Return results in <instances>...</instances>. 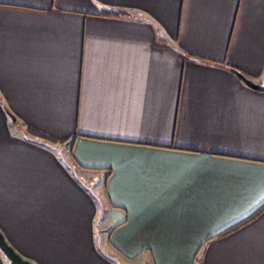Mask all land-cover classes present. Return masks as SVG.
Instances as JSON below:
<instances>
[{"label":"crops","instance_id":"crops-1","mask_svg":"<svg viewBox=\"0 0 264 264\" xmlns=\"http://www.w3.org/2000/svg\"><path fill=\"white\" fill-rule=\"evenodd\" d=\"M0 232L30 264H264V0H0Z\"/></svg>","mask_w":264,"mask_h":264},{"label":"water","instance_id":"water-1","mask_svg":"<svg viewBox=\"0 0 264 264\" xmlns=\"http://www.w3.org/2000/svg\"><path fill=\"white\" fill-rule=\"evenodd\" d=\"M240 79L246 86L252 89L257 90L259 88L257 84L253 83L252 81L246 79L243 76H240ZM0 253L6 259L7 264H30L29 261L20 257V255L14 251V249L6 242L1 232H0Z\"/></svg>","mask_w":264,"mask_h":264},{"label":"rangeland","instance_id":"rangeland-1","mask_svg":"<svg viewBox=\"0 0 264 264\" xmlns=\"http://www.w3.org/2000/svg\"><path fill=\"white\" fill-rule=\"evenodd\" d=\"M101 185V184H100ZM101 189H100V193H99V197H98V201L100 202V205L103 207V205H105V198H104V194H103V190H102V187H100ZM96 234H98L99 233V227L97 226L96 227ZM112 261V263L113 264H116V262L113 260V259H111Z\"/></svg>","mask_w":264,"mask_h":264},{"label":"trees","instance_id":"trees-1","mask_svg":"<svg viewBox=\"0 0 264 264\" xmlns=\"http://www.w3.org/2000/svg\"><path fill=\"white\" fill-rule=\"evenodd\" d=\"M236 75H238L239 77L242 76L238 71L236 70H232Z\"/></svg>","mask_w":264,"mask_h":264}]
</instances>
